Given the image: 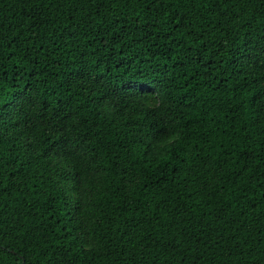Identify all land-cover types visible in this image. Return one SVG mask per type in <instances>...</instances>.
<instances>
[{
    "label": "trees",
    "instance_id": "obj_1",
    "mask_svg": "<svg viewBox=\"0 0 264 264\" xmlns=\"http://www.w3.org/2000/svg\"><path fill=\"white\" fill-rule=\"evenodd\" d=\"M0 264H264V0H0Z\"/></svg>",
    "mask_w": 264,
    "mask_h": 264
}]
</instances>
